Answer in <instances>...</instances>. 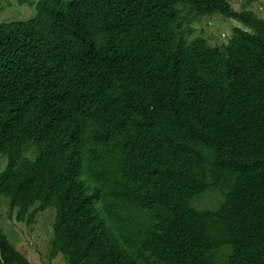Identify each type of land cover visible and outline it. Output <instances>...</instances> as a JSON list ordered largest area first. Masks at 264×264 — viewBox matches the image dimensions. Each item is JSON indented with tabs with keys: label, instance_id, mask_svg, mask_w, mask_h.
I'll list each match as a JSON object with an SVG mask.
<instances>
[{
	"label": "trees",
	"instance_id": "trees-1",
	"mask_svg": "<svg viewBox=\"0 0 264 264\" xmlns=\"http://www.w3.org/2000/svg\"><path fill=\"white\" fill-rule=\"evenodd\" d=\"M0 26V198L55 209L50 264H264V18L229 0H42ZM219 13L223 45L188 39ZM216 189L217 209L194 204ZM0 264H34L0 222Z\"/></svg>",
	"mask_w": 264,
	"mask_h": 264
},
{
	"label": "rangeland",
	"instance_id": "rangeland-1",
	"mask_svg": "<svg viewBox=\"0 0 264 264\" xmlns=\"http://www.w3.org/2000/svg\"><path fill=\"white\" fill-rule=\"evenodd\" d=\"M36 1L29 0L22 3V0H0V20L9 22V20H23L35 17L38 11L36 10L35 12L36 7L31 3H35ZM229 1L235 10H252L264 18V0ZM29 13L34 14L27 18L25 15ZM185 16L190 19V23L184 27L185 35L188 39L201 36L214 46L229 42V38L232 37L237 28H244L250 31L242 22L233 18H226L219 13L205 16H196L192 13L185 14ZM6 164L7 157L0 156V172L4 170ZM222 196L220 191L211 189L196 199L194 204L199 209H217L223 200ZM9 211L10 206L8 200L6 198H0V222L10 241L17 247L25 250L34 264H50L47 253L48 243L52 237L54 222L56 220L55 209L50 208L37 212L35 220L31 223L17 221L16 215H10ZM52 264L68 263L62 255H59L53 260Z\"/></svg>",
	"mask_w": 264,
	"mask_h": 264
},
{
	"label": "clouds",
	"instance_id": "clouds-1",
	"mask_svg": "<svg viewBox=\"0 0 264 264\" xmlns=\"http://www.w3.org/2000/svg\"><path fill=\"white\" fill-rule=\"evenodd\" d=\"M13 1V0H12ZM27 1H29V0H22V3H25V2H27ZM40 3H42V0H37L35 3H31V4H33V5H35V12H36V10L38 11V13H37V15L40 13V6H39V4ZM13 5H14V3H13ZM1 7V6H0ZM15 7V6H14ZM16 8V7H15ZM18 9V8H17ZM2 10V9H1ZM20 10V9H19ZM3 11V10H2ZM4 12V11H3ZM34 12V13H35ZM33 13V14H34ZM22 14H23V12H22ZM32 13H29L28 15H25L27 18L28 17H31L32 15H33ZM4 15H5V13H4ZM24 15V14H23ZM37 15L35 16V17H33V18H30V19H23V20H32V19H35L36 17H37ZM9 19H12V18H9ZM8 19V20H9ZM12 21H20L19 19H15V20H9V22H12ZM22 21V20H21ZM9 22L8 21H6V20H0V26H3V25H5L6 23H8L9 24ZM0 156H2V155H0ZM6 157V156H5ZM7 165V164H6ZM6 167V166H5ZM5 169V168H4ZM1 173V172H0Z\"/></svg>",
	"mask_w": 264,
	"mask_h": 264
}]
</instances>
